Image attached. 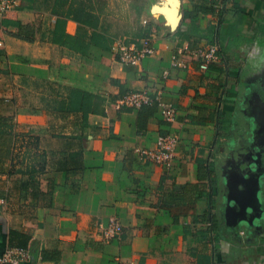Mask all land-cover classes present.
Masks as SVG:
<instances>
[{"label": "crops", "instance_id": "1", "mask_svg": "<svg viewBox=\"0 0 264 264\" xmlns=\"http://www.w3.org/2000/svg\"><path fill=\"white\" fill-rule=\"evenodd\" d=\"M129 1L105 0L98 13L90 0H16L0 17V116L13 124L0 126V255L15 246L31 252L21 264H264V0H224L222 14L204 10L209 0ZM59 19L73 46L52 41ZM148 26L156 52L139 65L96 44L138 41ZM217 26L222 42L210 40ZM215 42L219 58L203 71L195 50ZM22 78L58 85L60 99L70 88L98 94L104 113L1 105ZM154 88L174 123L157 105L113 106ZM171 132L181 141L169 174L136 149ZM32 167L35 188L21 172ZM111 218L124 231L105 241L97 227Z\"/></svg>", "mask_w": 264, "mask_h": 264}, {"label": "built area", "instance_id": "2", "mask_svg": "<svg viewBox=\"0 0 264 264\" xmlns=\"http://www.w3.org/2000/svg\"><path fill=\"white\" fill-rule=\"evenodd\" d=\"M212 1H216L217 10L222 8V0ZM16 6V0H0V17L14 10ZM111 48L120 63L129 65H139L144 58L156 52V49L152 45L151 36L143 37L138 41L116 38ZM218 51L219 45L216 42L206 50H195V55L200 60L199 65L201 70H208L210 63L218 60ZM173 59L174 64H176V57ZM146 105H157L165 121L169 123L176 121V108L163 99V93L159 88L128 91L113 103L117 111L140 109ZM180 141L181 138L177 133L161 134L154 148L138 147L136 152L145 161L157 164L166 173L170 174L174 168L176 150ZM123 231V225L117 218H111L108 222L100 223L97 227V234L105 241L120 238ZM30 255L29 248L11 246L0 255V264H21L27 261L31 257Z\"/></svg>", "mask_w": 264, "mask_h": 264}, {"label": "trees", "instance_id": "3", "mask_svg": "<svg viewBox=\"0 0 264 264\" xmlns=\"http://www.w3.org/2000/svg\"><path fill=\"white\" fill-rule=\"evenodd\" d=\"M91 2L96 3V7L98 9V13H101L103 10V3H105V0H90ZM133 0H131L130 2H132ZM206 5H204V10L207 12H214L217 10L216 6L217 3L216 1H205ZM206 6V7H205ZM226 6V3L224 0H222V8L219 9V13L222 14V12L224 11V8ZM80 8L83 10L85 9V7L80 6ZM77 13H81L80 11ZM99 14H97L98 16ZM75 16L78 17V19L80 20V22H85L86 24L89 22V20H84L82 18V16H79L77 14H75ZM66 23L67 21L65 19H59L56 23L55 26V31L52 35V41L55 43H59L61 45H69V46H73V44H71L69 42V40H71L73 37L70 36L69 34L66 33L65 29H66ZM151 32L150 27L148 26V28H146L143 32L138 33V36H148L149 33ZM223 36V35H222ZM222 36H221V32H220V28L217 26V28L212 29L211 34H210V40L212 42L219 40L220 42H222ZM133 41H137V40H133ZM98 45L105 47V48H110L112 47V44H110L109 46L105 45L102 42L97 41ZM103 104H104V98L98 94H94V93H90L81 89H77V88H70L68 89L67 95L62 97V99H60L58 101V105H56V108L58 110H61L63 112H84V113H93V114H103L104 113V108H103ZM148 106V105H146ZM144 107H142V109H144ZM10 121L9 117L6 116H0V126H3L4 128H2V131H12L11 128H13V124ZM77 155H81V153H77L75 154V156ZM21 172H23L22 174L24 175L25 172H28L29 174V180H28V184H30L32 187L35 188V184H36V179L34 177V174L36 172V169L34 167H32L29 171H24L22 170ZM29 186V185H28ZM53 191V188H52ZM51 189L48 190L46 193L47 197L52 198L53 194ZM36 197V195L34 196V198Z\"/></svg>", "mask_w": 264, "mask_h": 264}, {"label": "rangeland", "instance_id": "4", "mask_svg": "<svg viewBox=\"0 0 264 264\" xmlns=\"http://www.w3.org/2000/svg\"><path fill=\"white\" fill-rule=\"evenodd\" d=\"M130 2V1H129ZM131 7H133V4L131 2ZM118 11H124V7L121 5L117 6ZM125 16H132L133 9L129 8V11L123 12ZM10 86H13L14 94L12 97L8 98V100L3 101L1 105H10L14 108H16L19 111L24 110H33V108H41V107H49L50 105H57L59 101V95H61V88L50 82H29L26 79L22 78L21 80H17L16 83H9ZM19 129H24L23 126H21ZM23 134H25L24 130H21V136L23 137ZM28 140L33 139V136H28Z\"/></svg>", "mask_w": 264, "mask_h": 264}, {"label": "water", "instance_id": "5", "mask_svg": "<svg viewBox=\"0 0 264 264\" xmlns=\"http://www.w3.org/2000/svg\"><path fill=\"white\" fill-rule=\"evenodd\" d=\"M168 1H173V0H168ZM157 9H161L159 6H157ZM162 11H164V13H168V15L170 16V17H172L171 18V20H172V24L173 25H176V23H177V21L174 19V14L171 12V10H170V8L168 7V6H164L163 8H162ZM173 14V15H172Z\"/></svg>", "mask_w": 264, "mask_h": 264}]
</instances>
